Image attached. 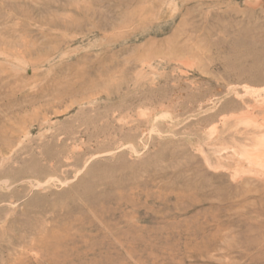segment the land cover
<instances>
[{
	"label": "rangeland",
	"instance_id": "rangeland-1",
	"mask_svg": "<svg viewBox=\"0 0 264 264\" xmlns=\"http://www.w3.org/2000/svg\"><path fill=\"white\" fill-rule=\"evenodd\" d=\"M0 264H264V0H0Z\"/></svg>",
	"mask_w": 264,
	"mask_h": 264
}]
</instances>
